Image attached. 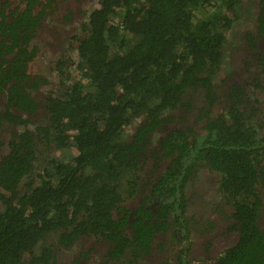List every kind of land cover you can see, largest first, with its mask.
<instances>
[{"label": "trees", "instance_id": "16d2710c", "mask_svg": "<svg viewBox=\"0 0 264 264\" xmlns=\"http://www.w3.org/2000/svg\"><path fill=\"white\" fill-rule=\"evenodd\" d=\"M81 18L49 69L37 45L0 56V264H141L157 236L191 244L210 202L238 233L219 264H264V0H100Z\"/></svg>", "mask_w": 264, "mask_h": 264}, {"label": "flooded vegetation", "instance_id": "af4514ba", "mask_svg": "<svg viewBox=\"0 0 264 264\" xmlns=\"http://www.w3.org/2000/svg\"><path fill=\"white\" fill-rule=\"evenodd\" d=\"M83 7L79 0H0V56L5 61L4 65L11 63L21 52L22 47L27 45H37L41 54H38L37 63L49 69L48 58L44 52L45 48H58L60 33L57 30L58 24L65 23V18L73 16L75 13L81 14ZM87 12V11H86ZM86 12H83L85 15ZM32 17V22L41 24L37 32L30 28V23L25 19ZM82 15V14H81ZM247 24V23H246ZM245 24V25H246ZM250 25L245 26L246 32L250 31ZM247 34V33H246ZM245 34V35H246ZM54 39H56L54 41ZM58 51V50H57ZM75 52V51H73ZM43 60V61H38ZM52 61V59H49ZM46 61V65L44 64ZM54 77V75L52 74ZM8 133L4 131L5 151L8 144L9 133L12 135L14 127L7 126ZM53 151V150H52ZM56 153V151H53ZM3 153L0 151V156ZM59 158H65L66 153H58ZM152 164H149L151 167ZM216 194L214 197H217ZM139 200V199H138ZM134 207L138 201H129ZM153 207V204H150ZM194 218L189 220V232L191 244L188 242L174 244L173 240L160 244V237H156L155 244L158 253L151 254L142 259L141 264H219L217 257L221 256L225 249L234 245L238 239L234 224L229 226V220L223 211L222 204L215 205L210 202L206 207L198 206L193 208ZM230 228H226V227ZM237 230V229H236ZM192 237V238H191ZM188 245V256L180 257L181 246ZM87 243H82V239L77 240L71 247L56 251L57 262L63 263L77 253L80 248ZM159 249V250H158ZM70 261L69 263H71Z\"/></svg>", "mask_w": 264, "mask_h": 264}, {"label": "rangeland", "instance_id": "374dc122", "mask_svg": "<svg viewBox=\"0 0 264 264\" xmlns=\"http://www.w3.org/2000/svg\"><path fill=\"white\" fill-rule=\"evenodd\" d=\"M100 0H81V6L83 7V12H86L85 16H88L89 12L96 8L99 5ZM82 12V15H84ZM82 15L75 13L73 16H70V19L67 20L65 23H60L57 26V30L60 33V39L57 44L58 48H45L44 52L46 54V57L48 59H53L57 55H60L63 49L67 48L69 37L72 36L73 33L79 30L78 24L80 21H82ZM85 20V17H84ZM248 20L240 19L238 22H235L233 27L231 28V31L227 35V41L225 43V49L227 52H225V56L227 58H231V52H232V47H235L236 45L239 44L238 38L245 36L246 32V23H248ZM56 39H54L55 41ZM58 50V51H57ZM74 51V50H73ZM71 55L77 59V53L73 52ZM38 61H43V60H38ZM229 63V66L226 68L225 71H229V69L232 67L233 63L232 61H226ZM224 62V64H226ZM40 68L42 66H39ZM54 237L50 238V241H53Z\"/></svg>", "mask_w": 264, "mask_h": 264}]
</instances>
